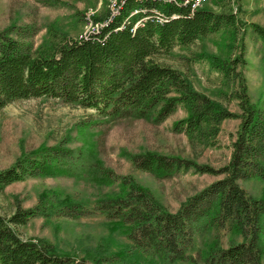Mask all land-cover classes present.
<instances>
[{
  "label": "trees",
  "instance_id": "trees-1",
  "mask_svg": "<svg viewBox=\"0 0 264 264\" xmlns=\"http://www.w3.org/2000/svg\"><path fill=\"white\" fill-rule=\"evenodd\" d=\"M211 1L218 12L193 10L190 0H126L102 32L82 40L55 34L38 49L35 27L0 32V111L22 101L49 99L93 112L95 119L92 116L86 127L133 118L161 125L182 111L185 118L174 124L173 133L203 149L218 147L225 122H240L230 163L223 169L156 153L131 159L135 170L160 179L191 170L222 177L178 212L164 208L130 176L119 183V193L99 199L92 209L70 202L59 208L53 197H42L32 209L18 206L10 218L0 216V264H108L107 259L62 255L50 243L25 240L18 233L39 218L79 220L96 215L126 233L131 252L160 264H264V197L242 187L250 181L264 182V91L256 97L250 93L244 48L235 56L228 52L194 57L192 62L207 60L220 76L215 99L196 91L179 71L157 62L177 48L190 49L227 31L236 40L240 21L233 9L238 5L241 11V0ZM252 30L264 40V30ZM229 48L233 50L230 43ZM232 103H237L239 114L230 110ZM80 159L66 143L24 155L0 172V193L30 179L66 174ZM102 176L106 184L118 183L110 172Z\"/></svg>",
  "mask_w": 264,
  "mask_h": 264
},
{
  "label": "rangeland",
  "instance_id": "rangeland-1",
  "mask_svg": "<svg viewBox=\"0 0 264 264\" xmlns=\"http://www.w3.org/2000/svg\"><path fill=\"white\" fill-rule=\"evenodd\" d=\"M112 2L88 0L84 4L76 0H60L59 5L52 7L38 0H0V32L12 27H35L38 31L34 41L36 49L55 34L81 40L95 35L98 26L108 19L101 22V16L107 13L111 16ZM240 5V12L238 5L233 9L240 21L234 42L227 31L190 49L177 48L157 62L179 71L196 91L215 99L220 89V76L207 60L192 62L194 57L200 54L222 56L228 52L235 56L244 48L248 62L245 76L251 95L256 97L264 91V40L258 38L252 27L264 30V7L261 0H241ZM203 8L218 12L211 0H207ZM229 43L233 45L232 51ZM229 108L239 114L237 103H232ZM92 116L94 118L95 114L91 111L49 99L22 101L0 111V172L13 167L24 155L64 143L81 158L66 174L30 179L8 187L0 193V216L10 218L18 206L32 209L47 196L53 197L55 207L61 208L70 202L92 209L99 199L119 193V183L128 176L149 190L160 205L176 213L187 200L222 177L201 175L191 170L171 179H160L135 170L131 159L156 153L220 170L230 163L232 143L240 125L236 120L225 122L218 147L203 149L192 145L185 136L173 133L174 124L185 118L182 111L161 125L153 119L133 118L86 127L85 123L91 122ZM105 172H110L118 183L106 184L101 177ZM242 187L257 198L264 197V182L250 181ZM18 233L25 240L50 243L58 253L78 260L160 264L131 252L126 233L100 215L79 220L56 216L39 218L19 228ZM197 249L199 242H196L195 251Z\"/></svg>",
  "mask_w": 264,
  "mask_h": 264
},
{
  "label": "bare ground",
  "instance_id": "bare-ground-1",
  "mask_svg": "<svg viewBox=\"0 0 264 264\" xmlns=\"http://www.w3.org/2000/svg\"><path fill=\"white\" fill-rule=\"evenodd\" d=\"M116 1H119V0H113V2H112V4H111V8H110V10H111V12H112L111 16H109L108 19H107L106 21H104V23H102V25L100 24V25L98 26V28H97L98 31H97L95 34L102 32L103 29H104L107 25H109V24L114 20V18L119 14L118 12H119L120 6H121L123 3L120 4L119 8H117V6H116ZM190 2L192 3L193 7L195 8L197 0H190ZM96 25H97V24H96ZM92 31H93V30H92ZM92 34H93V33H92ZM86 38H87V37H86ZM83 39H84V38H83ZM81 40H82V39H81Z\"/></svg>",
  "mask_w": 264,
  "mask_h": 264
},
{
  "label": "built area",
  "instance_id": "built-area-1",
  "mask_svg": "<svg viewBox=\"0 0 264 264\" xmlns=\"http://www.w3.org/2000/svg\"><path fill=\"white\" fill-rule=\"evenodd\" d=\"M126 0H119V1H116V6L117 8H119L120 4L122 3H125ZM262 4H263V7H264V0H261ZM207 3V0H197L196 2V6L193 10H200V9H203V7L205 6V4ZM102 25V23H101Z\"/></svg>",
  "mask_w": 264,
  "mask_h": 264
}]
</instances>
